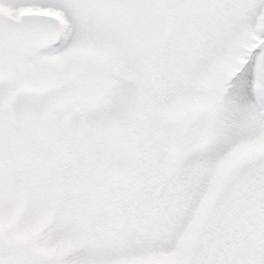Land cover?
I'll use <instances>...</instances> for the list:
<instances>
[{
    "label": "snow or ice",
    "instance_id": "snow-or-ice-1",
    "mask_svg": "<svg viewBox=\"0 0 264 264\" xmlns=\"http://www.w3.org/2000/svg\"><path fill=\"white\" fill-rule=\"evenodd\" d=\"M0 264H264V0H0Z\"/></svg>",
    "mask_w": 264,
    "mask_h": 264
}]
</instances>
